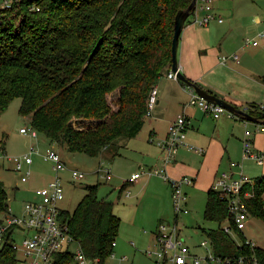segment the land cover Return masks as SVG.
Returning <instances> with one entry per match:
<instances>
[{
    "label": "trees",
    "instance_id": "16d2710c",
    "mask_svg": "<svg viewBox=\"0 0 264 264\" xmlns=\"http://www.w3.org/2000/svg\"><path fill=\"white\" fill-rule=\"evenodd\" d=\"M192 1L43 0L40 11L23 3L4 10L0 115L20 97V113L30 115L31 126L51 143L112 161L121 153V141L143 128L150 92L172 66L175 16ZM99 186L88 185L73 211L62 208L61 218L83 253L105 264L121 218L111 201L99 198ZM263 196L264 175L255 178L249 214L264 218ZM8 204L0 179V212ZM204 218L219 224L207 234L216 256L231 260L226 264L241 257L246 262L257 257L264 264V250L247 240L228 203L211 188ZM225 221L230 231L221 225ZM73 259L65 253L60 261Z\"/></svg>",
    "mask_w": 264,
    "mask_h": 264
},
{
    "label": "crops",
    "instance_id": "0c3cea01",
    "mask_svg": "<svg viewBox=\"0 0 264 264\" xmlns=\"http://www.w3.org/2000/svg\"><path fill=\"white\" fill-rule=\"evenodd\" d=\"M214 12L223 21L213 19L207 25L193 23L194 17L186 21L178 47L181 72L187 79L240 110L247 104L264 103V38L256 46L246 42V38H257L260 32H264V0H214ZM203 14V11L197 12L198 17ZM233 54L239 56L237 61L230 57ZM223 56L228 57L225 63L221 62ZM169 71L156 84L159 89L158 102L152 114L145 117L143 128L123 144L120 155L111 161L116 165L118 159H124L126 163V173L117 168L115 173L116 177L122 178L120 195L129 184L140 182L144 175L162 180L157 175L143 174L137 181L125 183L132 174L161 165L162 150L158 142L166 138L171 122L179 114H185L189 120L186 142L205 150L200 154L186 146L180 147L175 160L166 168L172 178L184 175L193 178V184L185 187L187 194L190 191L208 192L215 178L230 169L232 161L243 163L244 172L253 179L264 175V162L244 160L242 152L246 129L254 132V145L264 152V124L233 117L227 112L214 118L200 108L189 105L193 88L179 79L169 78ZM36 141L46 147L57 145L43 138ZM250 163L258 165V168ZM162 181L160 195L159 190L153 189L163 203L156 214L155 227L149 226L153 229H157L160 222L171 219L172 189L168 182ZM147 183L148 180H144L141 189L147 188ZM34 198L35 195L31 200ZM190 203L188 196V207ZM142 242L144 251L148 247L154 248L155 232L151 239H144L142 235ZM116 246H119L117 251L121 252L120 244Z\"/></svg>",
    "mask_w": 264,
    "mask_h": 264
},
{
    "label": "built area",
    "instance_id": "2783aa9c",
    "mask_svg": "<svg viewBox=\"0 0 264 264\" xmlns=\"http://www.w3.org/2000/svg\"><path fill=\"white\" fill-rule=\"evenodd\" d=\"M42 1L0 0V13L22 3L27 4L30 10L40 11ZM198 11L204 12L202 17L197 16ZM194 13L190 17H194L193 23L198 25H207L213 19H218L220 22L223 21L222 18L216 17L214 0H196ZM263 38L264 32H260L257 38H246V42L256 46L259 44L260 39ZM230 57L236 61L239 58L237 54H233ZM227 60L228 57L223 56L221 62L225 63ZM168 77L178 79L177 73L172 70L168 72ZM158 93L159 89L155 85L149 95L146 117L152 114L158 102ZM189 105L200 108L214 118H219L226 112L233 117L241 118L235 113L228 111L225 107L207 100L194 89L190 91ZM242 111L261 118L264 114V103L247 104ZM188 124L187 116L179 114L171 122L166 138L158 142L162 150L161 165L136 172L125 181V183L137 181L143 174L161 177L171 186L173 204L177 215L187 214L190 211L187 205L188 194L185 187L193 184L194 180L188 175L172 178L168 175L166 168L175 160L180 147L186 146L200 154L205 152L204 148L195 147L186 142ZM20 130L22 133L29 134L34 138L38 136V131L32 126L22 127ZM253 135L254 132L252 130L246 129L242 140L243 159L263 163L264 152L255 147ZM33 155H40L44 160L53 164L54 179L46 186L37 188L34 191L35 198L27 201L20 213H15L9 204L6 210L0 212V264H61L60 260H62V256L65 253L72 254L74 257L70 264H99L101 262L100 258L91 259L83 253L76 239L70 233L68 225L61 218L62 207L60 202L64 200L65 192L60 172L70 171L73 180L85 178V172L70 168L54 147L47 146L44 151H41L33 144L30 151L24 154L22 158H10L15 164L14 171L20 176L22 181L30 179V166L33 163ZM5 156H7L5 149L0 146V158ZM97 173L105 180H111L113 177L111 168L105 163H101ZM254 183L255 179L244 172L243 163L232 161L230 169L221 172L211 186V189L218 192L221 198L228 203L229 210L234 216V221L241 230H244L248 222L247 200L253 196ZM130 194L131 191H127L126 195L129 196ZM225 230L230 231L229 226L226 225ZM209 242L202 241L200 246L207 247ZM250 243L253 244L252 242ZM73 245L78 247L75 252L72 251ZM113 246H116V242L113 243ZM145 252L155 258L154 264H201L203 260H205L206 264H212L214 261L219 260L225 263H230L231 261L230 259H222L216 256L214 252L205 256L188 252L184 238L180 234V228L177 225H170L166 221L160 222L155 231L154 248H148ZM111 256H115V253L113 252ZM125 259L126 256H123L120 260ZM234 264L263 263L257 257L250 258L249 262H246V259L241 257Z\"/></svg>",
    "mask_w": 264,
    "mask_h": 264
},
{
    "label": "rangeland",
    "instance_id": "374dc122",
    "mask_svg": "<svg viewBox=\"0 0 264 264\" xmlns=\"http://www.w3.org/2000/svg\"><path fill=\"white\" fill-rule=\"evenodd\" d=\"M21 101L20 97H15L0 115V146L4 147L7 155L0 158V179L5 183L8 203L15 213H20L24 204L35 195L34 191L37 188L46 186L54 179L53 164L44 160L40 155H33V163L30 166L31 175L28 181H22L14 171L15 164L10 158H22L24 154L30 151L33 144L44 151L46 146L40 145L36 140L43 138L49 141L46 136L39 132L37 138L21 132L22 127H31V116L20 113ZM127 141L128 139H123L121 144L123 145ZM54 148L58 149L62 159L70 168L85 172V178L81 180H73L68 170L60 172L65 192V198L60 202L61 207L73 211L86 194V187L100 184L99 198L111 201L114 204L115 213L122 220L116 239V244H120L121 252L117 251L119 246H115V256L109 257L105 264H154L155 258L147 255L144 251L142 235L144 239H151L153 232L156 231V228L153 229L149 226L155 227L157 223L155 217L163 203H161L162 198L158 197L157 192H154L153 189L159 190L160 195L163 190V179L159 180L157 177L144 175L140 182L129 184L128 188L120 195L122 178L116 177L117 174L115 173L116 168L118 171L126 173L127 168L124 159H118L115 165L111 161L110 163L107 162L108 160L101 156L93 157L83 152L71 151L63 144H57ZM101 163H105L111 168L113 174L111 180H105L97 173ZM250 164L252 167L258 168V165ZM146 179L148 180L147 188L141 189V185ZM127 191H131L130 196L126 195ZM188 196L191 200L190 212L177 215L171 199V219L167 222L180 228V234L184 238L188 252L199 256L210 255L214 250L207 233L211 229H217L219 224L204 218L207 191H190ZM221 225L225 227L228 223L225 221ZM231 233L234 241L241 244L242 239L234 232L231 231ZM243 233L248 241L254 242V245L264 250V218L250 213ZM202 241L210 242L207 247H202L200 246ZM77 249L76 245L72 246L73 252ZM123 256H126V259L120 261V257ZM201 264H206L205 260ZM212 264L226 263L219 260Z\"/></svg>",
    "mask_w": 264,
    "mask_h": 264
},
{
    "label": "water",
    "instance_id": "95a60500",
    "mask_svg": "<svg viewBox=\"0 0 264 264\" xmlns=\"http://www.w3.org/2000/svg\"><path fill=\"white\" fill-rule=\"evenodd\" d=\"M196 8V0H193L191 4L186 9H180L176 16H175V25H174V36L172 40V66L171 70L173 72L177 73V77L179 80L190 83L192 88L199 93L201 96L206 98L207 100L219 104L223 107H225L228 111L235 113L237 116H240L241 118L252 121L255 123L264 124V114L261 118L252 116L240 109H238L234 104L231 102L211 93L210 91L202 88L201 86L192 83L189 81V79L186 78V76L181 72L179 68V62H178V47H179V40L181 33L183 31V28L186 24V21L190 18V16L194 15Z\"/></svg>",
    "mask_w": 264,
    "mask_h": 264
}]
</instances>
